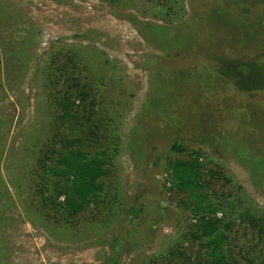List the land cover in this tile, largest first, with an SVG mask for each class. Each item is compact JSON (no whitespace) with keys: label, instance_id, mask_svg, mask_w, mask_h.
Here are the masks:
<instances>
[{"label":"rangeland","instance_id":"374dc122","mask_svg":"<svg viewBox=\"0 0 264 264\" xmlns=\"http://www.w3.org/2000/svg\"><path fill=\"white\" fill-rule=\"evenodd\" d=\"M64 96L108 169L77 215L43 198L85 134ZM191 152L227 264H264V0H0V264H209Z\"/></svg>","mask_w":264,"mask_h":264},{"label":"trees","instance_id":"16d2710c","mask_svg":"<svg viewBox=\"0 0 264 264\" xmlns=\"http://www.w3.org/2000/svg\"><path fill=\"white\" fill-rule=\"evenodd\" d=\"M73 84H75L76 97L81 99L86 97V92L78 90L76 83ZM70 97L64 96L61 101L65 110V117L76 125L75 131L80 132L83 129L85 134L78 137L76 141L79 144L77 146L61 153L62 156L56 166L48 168L52 174V181L50 190L47 191L46 195H43V198L51 210L59 211V207H61L65 208L70 215H77L86 206L100 200V192L103 190L101 179L106 175L108 169L105 167L104 159L95 155V152H88L82 148L85 145L82 143L88 142L94 133L92 125L94 126L95 123L91 119L92 109L85 112L84 116L79 117L76 112H72L74 99H69ZM74 142L75 140H72L71 144ZM172 147L177 148L176 144ZM198 156L196 152H191V159L189 160L177 159L170 162L171 180L179 192L188 195L187 205H193L192 210L195 213L202 211L207 213L200 218L199 225H196V232L200 237L206 238L207 254L211 258L209 264H227L231 251L224 247L228 244L226 235L216 232L223 222L221 218H216L214 215L219 207L211 201L209 195L199 193L202 182L200 180L201 163ZM61 196H63V200L59 201ZM184 204L186 205V203ZM193 216L197 217L196 215ZM231 225V220L223 224L226 229H230Z\"/></svg>","mask_w":264,"mask_h":264},{"label":"built area","instance_id":"2783aa9c","mask_svg":"<svg viewBox=\"0 0 264 264\" xmlns=\"http://www.w3.org/2000/svg\"><path fill=\"white\" fill-rule=\"evenodd\" d=\"M217 214H219V215H217V217L220 216V213H217Z\"/></svg>","mask_w":264,"mask_h":264}]
</instances>
